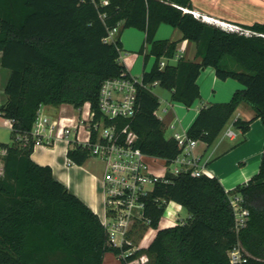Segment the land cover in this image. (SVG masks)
Here are the masks:
<instances>
[{"label": "trees", "instance_id": "1", "mask_svg": "<svg viewBox=\"0 0 264 264\" xmlns=\"http://www.w3.org/2000/svg\"><path fill=\"white\" fill-rule=\"evenodd\" d=\"M102 2L0 0V54L3 67L12 72L7 102L0 108V115L12 122V143L0 145L5 152L0 264H104L110 253L123 264L142 256L147 257L145 264H232L229 253L236 247L247 258L244 264H264V152L259 173L229 192L217 177L168 174L147 200L145 219L157 230L171 202L189 218L185 224L159 229L148 248L127 258L121 256L132 246H111L100 218L54 177L50 167L33 161L32 131L42 106L81 109L89 103L97 120L102 118V85L130 74L121 61V40H109L120 26L145 32V46L150 47L145 59L156 58L143 75L145 87L138 88L134 118L120 123L138 136L144 154L170 164L182 153L174 138L165 137L156 116L160 99L153 84L169 90L173 102L189 109L201 99L198 80L207 68L214 69L218 79L233 80L245 89L229 103L203 107L188 130L190 139L211 147L242 103L264 124V22L242 26L252 33L248 36L194 17L191 0ZM163 23L196 44L199 62L180 60L161 68L162 60L177 54L176 43L155 39ZM253 121L238 119L235 128L245 135ZM68 156L82 166L90 152L77 147ZM238 197L240 208L249 212L241 227L232 204Z\"/></svg>", "mask_w": 264, "mask_h": 264}, {"label": "crops", "instance_id": "2", "mask_svg": "<svg viewBox=\"0 0 264 264\" xmlns=\"http://www.w3.org/2000/svg\"><path fill=\"white\" fill-rule=\"evenodd\" d=\"M191 2L194 8L193 11L199 13L201 16L212 18L217 21L218 24H232L242 28L244 25L251 26L254 23L264 22V0H191ZM184 11L187 12L189 10ZM164 38H168L166 40L177 44L176 56L179 55L181 57L177 58L175 56L173 59L168 60L167 64L177 65L180 60L187 62L200 61L196 58V44L185 40L180 30L163 23L159 26L155 39L157 41H162ZM117 39H120L123 44L121 61L133 77L142 78L145 72H150L152 70L153 67L151 70L148 69L151 58L148 62L145 59L146 55L150 52V47L147 45L145 46V32L136 28L123 29L122 26H120L109 38L110 41H115ZM143 48L144 52L142 53L141 50ZM11 73V70L3 67L2 54H0V108L7 102L6 87L10 80ZM198 84L201 88V99H199L192 108L188 109L185 105L177 103L188 109V111L193 110V112H191L192 114L188 115L190 117L188 129L183 130L182 133H188L189 128L194 123L203 107L211 104L229 103L237 91L245 89L242 84L233 80L222 81L218 79L212 68H207L202 72ZM40 111L44 116L50 117L52 121L58 122L65 110L63 105H61L60 107L42 106ZM165 112L170 116V125L171 120L174 119V114L167 109ZM255 117L256 112L248 104L242 103L239 106L237 112L231 119L232 123L229 129H235L236 136L234 138H229L227 136L229 130L226 132L225 136L229 138L231 142H236L239 134L242 133L235 128V122L238 119L254 121L252 122L249 132L245 135L242 134L244 139L243 142L237 146L232 145L234 147L229 150L222 151V155L216 157L222 148V143H219L211 152V147H208L205 143L200 142L196 147L195 151L201 157V167L207 169L211 174V178L217 177L227 192L233 191L239 185L248 183L258 170V166L253 165L248 167V162H253L256 160L255 158L260 159L264 152V124L261 119H254ZM61 119L64 122L69 121L74 123L77 116H75V114L72 116L65 115L62 116ZM11 131L12 122L0 115V145L12 143ZM249 147H254L256 150L252 154L245 156L243 151ZM69 150V146L64 141H59L50 147L35 148L32 159L40 166L50 167L54 177L65 185L72 194L81 200L102 221L106 214L105 195L102 187L105 171L103 174L99 173L96 170L94 162L90 160L82 166L74 163L68 156ZM231 157L234 158L231 162L232 172L226 174L224 172L227 170H220L219 163ZM0 163L3 165V156L1 155ZM177 206L179 209H182L181 206ZM166 223L167 222H165V224H163L164 226L160 229L167 228L165 226ZM147 233L148 235L143 245L144 248H148L154 241L158 230L149 229ZM109 255H112L110 258L111 260H107V258L110 257ZM104 264L123 263L120 258L110 253L105 256Z\"/></svg>", "mask_w": 264, "mask_h": 264}, {"label": "built area", "instance_id": "3", "mask_svg": "<svg viewBox=\"0 0 264 264\" xmlns=\"http://www.w3.org/2000/svg\"><path fill=\"white\" fill-rule=\"evenodd\" d=\"M102 4L107 5V0H103ZM189 12L208 24H218L212 18L201 16L195 11ZM221 27L233 33L248 36L252 34L250 31L232 24L222 23ZM116 31L117 29L113 30L110 36ZM176 57L181 58L179 55ZM160 65L162 69L165 68L167 60H162ZM143 86L145 87L143 76L136 78L129 74L107 80L102 85L100 93L99 108L102 113L100 120H97L96 112L87 103L89 110L85 120L77 118L72 126H64L56 133L58 122L52 121L50 117L44 116L40 111L32 131L35 148L50 147L56 142L64 141L72 150L77 147L88 148L90 159L101 160L105 163L102 187L105 195L106 214L102 219V224L108 233L111 246L119 248H123L125 245L132 246V249L121 256L122 258H127L137 250L144 248V241L148 233L143 234L137 246L133 244L131 236L134 229L150 224V221L145 219V209L147 200L158 182L165 181L168 174L178 176L190 173L194 177H211L207 169L201 167V157L195 151L200 142L190 139L187 133L174 135L173 138L179 143L182 153L170 164H167L164 160L144 154L137 146L138 136L131 131L129 125L120 126L122 121L134 118L138 109V88ZM157 86L158 83L153 84L154 88ZM82 124L89 134L85 140L80 139ZM170 127L175 128L174 125H170ZM227 136L234 138L236 134L233 130H229ZM0 155H5L1 148ZM173 165H175L174 168ZM0 166L2 167L1 172H3V165ZM240 201L241 198L238 197L232 202L239 227L244 225L246 217L249 215L247 210L240 208ZM172 204L174 203L167 204V208H170ZM166 222L167 228L185 224V222H179L177 218ZM229 258L232 264L247 262V258L237 247L230 251ZM146 261L147 257L142 256L128 264H145Z\"/></svg>", "mask_w": 264, "mask_h": 264}, {"label": "rangeland", "instance_id": "4", "mask_svg": "<svg viewBox=\"0 0 264 264\" xmlns=\"http://www.w3.org/2000/svg\"><path fill=\"white\" fill-rule=\"evenodd\" d=\"M202 20V19H201ZM222 25V23H220ZM218 25V24H215L217 26H220L221 25ZM222 28V27H221ZM224 29V28H223ZM173 30V29H171ZM167 37V36H165ZM168 38H164L162 40H166ZM143 58V56H142ZM155 61H156V58L155 57H151L150 59V62H149V66H148V69L151 70V68L153 67V65L155 64ZM153 93L159 97L160 99V106H159V109L157 110L156 112V115L159 119H161V125H162V128L164 129L165 131V137L167 139H171L174 137L175 134L179 133L181 134L183 132V130H186L188 129V125H189V120H190V117L188 116L189 114H192L191 112L192 111H188V109H186L185 107H182L181 105L177 104V103H174L172 101V98H171V92L169 90H166L164 88H161V87H156L153 89ZM64 107V114L60 116L59 120H58V126H57V129H56V133H58V131L60 129H62L64 126H72L74 123L72 122H64L61 118L62 116H72L73 114H75V116H77L78 119L80 120H85L86 119V113L88 112L89 110V105H84L81 109H75L72 105H69V104H65L63 105ZM168 110L169 112H173L174 114V119L171 120V124L170 125H174L175 128H171L169 123H170V119H169V114H167L165 112V110ZM231 123H232V120H230L227 125L225 126V128L223 129V131L220 133V135L218 136V138L216 139V141L214 142V144L211 146L210 148V152L212 150H214L216 148V146L219 144V143H222V148L220 149L219 153L217 154L216 157L222 155L223 153H221L222 151L224 150H229L231 149L232 145H239L243 142V135L242 134H239V137L238 139L236 140V142H231L229 140V138H227L225 135H226V132L231 128ZM236 134V130L234 129L233 130ZM88 131L84 128L83 124L81 125V128H80V139L81 140H85L87 137H88ZM264 148V147H263ZM256 149L254 147H249L247 148L244 152V155L247 156V155H250L252 154ZM208 152V153H210ZM208 155V154H207ZM207 157V156H206ZM232 158V159H231ZM230 159H226V161H223L221 163H219L220 165V170H227L226 174H230L232 172V169H231V162L233 161V157H231ZM256 160H254L253 162H248V167L250 166H258V170L256 172V174L259 173V170H260V165H261V161H262V157L259 159V158H255ZM90 161L94 162L95 164V167H96V170L99 172V173H104L105 171V163L101 160H96V159H89ZM88 160V161H89ZM1 164V163H0ZM175 167V165H173V168ZM2 171V167L0 166V173ZM234 172V170H233ZM222 173V171H221ZM236 173V171H235ZM255 174V175H256ZM168 209V210H167ZM166 216L164 219L161 220V222L159 223V228L157 230H159L161 227H163L165 224V222L168 220H176V218L178 219L179 222H187V219L189 218V213L186 211V210H183V209H179L178 206H171L170 208H167L166 206ZM171 215H174L173 217ZM149 228V229H153L150 224H146V225H142L141 227H138L137 229H134L133 232H132V240H133V244L135 246H137L141 239H142V236L145 232V229L146 228ZM151 237V235H150ZM110 257L107 258V260H111V256L112 255H109ZM108 262V261H107Z\"/></svg>", "mask_w": 264, "mask_h": 264}, {"label": "bare ground", "instance_id": "5", "mask_svg": "<svg viewBox=\"0 0 264 264\" xmlns=\"http://www.w3.org/2000/svg\"><path fill=\"white\" fill-rule=\"evenodd\" d=\"M173 206H176V204H172ZM172 217L174 216V215H171Z\"/></svg>", "mask_w": 264, "mask_h": 264}]
</instances>
